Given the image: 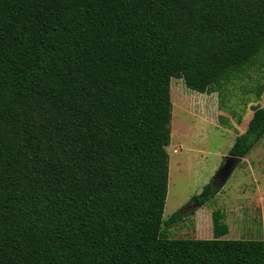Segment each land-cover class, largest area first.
<instances>
[{
	"label": "trees",
	"instance_id": "trees-1",
	"mask_svg": "<svg viewBox=\"0 0 264 264\" xmlns=\"http://www.w3.org/2000/svg\"><path fill=\"white\" fill-rule=\"evenodd\" d=\"M263 48L264 0H0V264H264L219 210L161 236L171 78L212 91ZM263 134L264 103L229 154Z\"/></svg>",
	"mask_w": 264,
	"mask_h": 264
},
{
	"label": "rangeland",
	"instance_id": "rangeland-1",
	"mask_svg": "<svg viewBox=\"0 0 264 264\" xmlns=\"http://www.w3.org/2000/svg\"><path fill=\"white\" fill-rule=\"evenodd\" d=\"M219 87L199 93L187 88L181 78H171V139L163 221L176 211L184 216L174 224L163 222L162 237L212 238L214 210L222 211L234 225L224 238L257 239L264 235V134L214 197L201 207L191 199L206 183H213L236 135L245 130L252 108L264 103V48Z\"/></svg>",
	"mask_w": 264,
	"mask_h": 264
},
{
	"label": "water",
	"instance_id": "water-1",
	"mask_svg": "<svg viewBox=\"0 0 264 264\" xmlns=\"http://www.w3.org/2000/svg\"><path fill=\"white\" fill-rule=\"evenodd\" d=\"M241 161H242V157L239 156H233L230 154L224 156L221 166L218 168V170L216 171L213 177L212 184L217 183L218 186H222L227 180V178L230 176V174L232 173L235 166ZM196 205L198 204L196 203Z\"/></svg>",
	"mask_w": 264,
	"mask_h": 264
},
{
	"label": "crops",
	"instance_id": "crops-1",
	"mask_svg": "<svg viewBox=\"0 0 264 264\" xmlns=\"http://www.w3.org/2000/svg\"><path fill=\"white\" fill-rule=\"evenodd\" d=\"M246 156V155H245ZM244 156V157H245ZM244 157H242V161L244 160ZM241 161V162H242ZM240 163V162H239ZM221 190V189H220ZM205 204V203H204ZM203 204V205H204ZM202 206V205H201ZM200 206V207H201ZM215 211V210H214ZM220 211V210H219ZM213 212V211H212ZM221 212V218H220V222H223V223H225L226 225H227V228H228V231H229V229L230 228H234V225H231V219H229L227 216H225V214L222 212V211H220ZM211 218H212V213H211ZM263 219H264V217H261V220L263 221ZM227 221H229V222H227ZM212 231H213V221H212ZM228 231H227V233H228ZM226 233V234H227ZM226 234L225 235H223V236H221V238H224V236H226ZM213 237H214V235H213ZM212 237V238H213ZM224 239H227V238H224ZM253 239V238H252ZM256 239V238H255ZM257 239H259V240H262L263 242H264V235H262V237H260V238H257Z\"/></svg>",
	"mask_w": 264,
	"mask_h": 264
}]
</instances>
